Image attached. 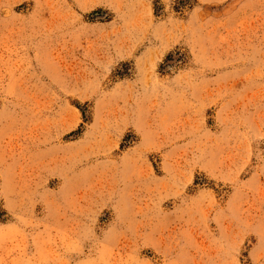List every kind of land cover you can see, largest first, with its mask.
Masks as SVG:
<instances>
[{"label": "rangeland", "instance_id": "rangeland-1", "mask_svg": "<svg viewBox=\"0 0 264 264\" xmlns=\"http://www.w3.org/2000/svg\"><path fill=\"white\" fill-rule=\"evenodd\" d=\"M0 264H264V0H0Z\"/></svg>", "mask_w": 264, "mask_h": 264}]
</instances>
